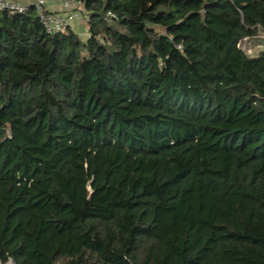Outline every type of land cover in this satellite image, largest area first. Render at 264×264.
<instances>
[{
	"label": "trees",
	"instance_id": "obj_1",
	"mask_svg": "<svg viewBox=\"0 0 264 264\" xmlns=\"http://www.w3.org/2000/svg\"><path fill=\"white\" fill-rule=\"evenodd\" d=\"M75 1L0 11V261L264 264V0Z\"/></svg>",
	"mask_w": 264,
	"mask_h": 264
},
{
	"label": "built area",
	"instance_id": "obj_2",
	"mask_svg": "<svg viewBox=\"0 0 264 264\" xmlns=\"http://www.w3.org/2000/svg\"><path fill=\"white\" fill-rule=\"evenodd\" d=\"M51 1H54L59 5L57 10L48 7ZM78 5H80V2L75 0H33L31 2L0 0V11L7 10L12 13H24L29 10L30 6H33L40 23L48 33L52 34L64 32L68 28L73 29L82 19H84V17H86L83 14L81 15L78 11H74ZM254 38H264V33L256 35ZM250 41L251 38H244L239 41L238 45L246 50L247 53H251L252 48L249 46ZM180 47V45L177 46V48ZM0 264L16 263L13 259L9 258L4 262L0 261Z\"/></svg>",
	"mask_w": 264,
	"mask_h": 264
},
{
	"label": "rangeland",
	"instance_id": "obj_3",
	"mask_svg": "<svg viewBox=\"0 0 264 264\" xmlns=\"http://www.w3.org/2000/svg\"><path fill=\"white\" fill-rule=\"evenodd\" d=\"M80 27H81V29H82L81 32L79 31L80 35H82V36H80V37L85 38V37L87 36V33L85 32V28H86V26H85V24H83V25H80ZM256 43H257V42L255 41V44H256ZM260 49H264V44L255 45V46L252 47L253 52L258 51V50H260Z\"/></svg>",
	"mask_w": 264,
	"mask_h": 264
},
{
	"label": "crops",
	"instance_id": "obj_4",
	"mask_svg": "<svg viewBox=\"0 0 264 264\" xmlns=\"http://www.w3.org/2000/svg\"><path fill=\"white\" fill-rule=\"evenodd\" d=\"M18 1H21V2H31L33 0H18ZM48 7L51 8V9H53V10H57L59 8V5L56 2L51 1L49 3ZM77 28L79 29L80 32L82 31L80 26L77 27Z\"/></svg>",
	"mask_w": 264,
	"mask_h": 264
}]
</instances>
